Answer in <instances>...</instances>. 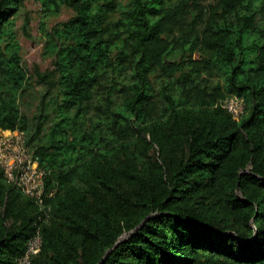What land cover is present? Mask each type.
Here are the masks:
<instances>
[{
	"label": "trees",
	"instance_id": "obj_1",
	"mask_svg": "<svg viewBox=\"0 0 264 264\" xmlns=\"http://www.w3.org/2000/svg\"><path fill=\"white\" fill-rule=\"evenodd\" d=\"M24 1L0 0V129L26 133L53 195L41 209L0 168V264L35 224L28 264H264V0H38L71 15L45 32L32 119Z\"/></svg>",
	"mask_w": 264,
	"mask_h": 264
},
{
	"label": "built area",
	"instance_id": "obj_2",
	"mask_svg": "<svg viewBox=\"0 0 264 264\" xmlns=\"http://www.w3.org/2000/svg\"><path fill=\"white\" fill-rule=\"evenodd\" d=\"M218 105L227 110L234 120L240 119L245 112L244 98L236 94L220 100ZM0 168L8 183L33 199L41 209L47 208L45 201L52 197L53 192L45 189L46 170L39 165L37 156L27 144L26 133L18 129H0ZM41 244V228L35 224L24 252L17 257V263L28 264L30 258L39 252Z\"/></svg>",
	"mask_w": 264,
	"mask_h": 264
},
{
	"label": "rangeland",
	"instance_id": "obj_3",
	"mask_svg": "<svg viewBox=\"0 0 264 264\" xmlns=\"http://www.w3.org/2000/svg\"><path fill=\"white\" fill-rule=\"evenodd\" d=\"M38 0H25L19 13L13 19V30L21 46L22 65L29 76V84L19 100L21 111L30 119L37 113L43 87L36 80V71L51 68V57L44 53V35L51 26L71 15L62 9L59 16L41 18ZM27 21L26 24L24 22Z\"/></svg>",
	"mask_w": 264,
	"mask_h": 264
}]
</instances>
